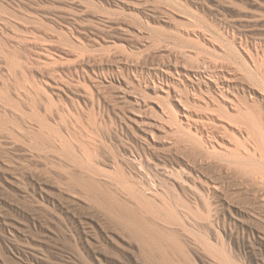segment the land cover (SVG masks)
Returning a JSON list of instances; mask_svg holds the SVG:
<instances>
[{
    "label": "rangeland",
    "instance_id": "1",
    "mask_svg": "<svg viewBox=\"0 0 264 264\" xmlns=\"http://www.w3.org/2000/svg\"><path fill=\"white\" fill-rule=\"evenodd\" d=\"M263 85L264 0H0V264H264Z\"/></svg>",
    "mask_w": 264,
    "mask_h": 264
},
{
    "label": "bare ground",
    "instance_id": "2",
    "mask_svg": "<svg viewBox=\"0 0 264 264\" xmlns=\"http://www.w3.org/2000/svg\"><path fill=\"white\" fill-rule=\"evenodd\" d=\"M243 60H244V59H243ZM243 60H242V61H243ZM251 60H252V59H251ZM256 62H257V61H256ZM242 63H243V62H242ZM252 63H253V62H252ZM244 64H245V63H244ZM256 65H257V64H256ZM249 66H250V65H249ZM253 66H254V65H253ZM212 75H213V74H212ZM216 75H217V74H216ZM210 76H211V75H210ZM207 78H208V77H207ZM212 79H213V78H212ZM212 79H211V80H212ZM217 81H218V80H217ZM263 86H264V85H263ZM180 93H181V91H180ZM180 93H179V94H180ZM180 99H181V98H180ZM179 102H181V100H180ZM182 103H183V102H182ZM229 106H230V105H229ZM239 106H240V105H239ZM233 108H234V107H233ZM237 109H238V108H237ZM174 111H175V110H174ZM179 123H180V121H179ZM213 123H214V122H213ZM246 124H247V123H246ZM216 125H217V124H216ZM179 126H180V124H179ZM248 126H249V125H248ZM251 129H252V128H251ZM198 130H199V129H198ZM199 131H200V130H199ZM213 131H214V130H213ZM237 131H238V130H237ZM240 131H241V130H240ZM230 133H232V132H230ZM208 134H209V133H208ZM214 134H215V133H214ZM232 134H234V133H232ZM232 134H231V135H232ZM234 135H235V134H234ZM247 135H248V134H247ZM207 136H209V135H207ZM235 138H236V136H235ZM237 138H238V137H237ZM239 138H240V137H239ZM247 139H248V138H247ZM237 140H239V139H237ZM215 141H216V139H215ZM239 141H240V140H239ZM241 141H242V140H241ZM199 142H200V140H199ZM210 142H211V141H210ZM236 142H238V141H236ZM228 143H229V142H228ZM241 143H243V142H241ZM256 143H257V141H256ZM204 144H205V143H204ZM237 144H239V143H237ZM247 144H248V143H246V145H247ZM202 145H203V144H202ZM210 145H211V143H210ZM212 145H213V144H212ZM241 145H242V144H241ZM241 145H240V146H241ZM244 145H245V143H244ZM257 145H258V143H257ZM213 146H214V145H213ZM214 147H215V146H214ZM229 148H230V147H229ZM242 148H243V146H242ZM213 149H214V148H213ZM213 149H211V150H213ZM244 149H245V148H244ZM236 150H238V149L236 148ZM245 150H246V149H245ZM247 150H248V149H247ZM208 151H209V149H208ZM217 151H218V150H217ZM221 151H222V150H221ZM223 152H224V151H223ZM221 153H222V152H221ZM226 153H227V152H226ZM248 153H249V152H248ZM248 153H247V155H248ZM223 154H224V153H223ZM234 154L236 155V153H234ZM239 154H241V153H239ZM211 155H212V154H211ZM226 157H227V155H226ZM228 157H229V155H228ZM230 157H231V155H230ZM253 157H255V155H253ZM216 158H217V154H216ZM219 158H220V154H219ZM219 158H218V159H219ZM239 158H241V155H240ZM245 158H246V157H245ZM245 158H244V160H246ZM137 159H138V158H137ZM225 159H227V158H225ZM233 159H234V158H233ZM236 159H238V158H236ZM241 159H242V158H241ZM255 159H256V158H255ZM139 160H140V159H139ZM139 160H138V161H139ZM238 160H239V159H238ZM250 160L253 161L254 159H253V158H251V159L249 158V159L246 160V161L249 162ZM256 160H257V159H256ZM221 161H222V160H221ZM240 161H241V160H240ZM252 161H251V162H252ZM254 162H255V161H254ZM233 163H234V162H233ZM239 163H240V162H239ZM252 163H253V162H252ZM259 164H261V165L264 166L263 163H260V162H259ZM234 165H235V164H234ZM236 165H237V164H236ZM247 165H248V164H247ZM249 165H250V164H249ZM243 166H244V165H243ZM240 167H242V166H240ZM240 167H239V168H240ZM245 167H246V166H245ZM182 168H183V167H182ZM258 168H259V167H258ZM263 168H264V167H263ZM185 169H186V168H185ZM240 169H241V168H240ZM243 169L245 170L246 168H243ZM259 169H260V168H259ZM247 170H248V168H247ZM177 171H178V170H177ZM242 171H243V170H242ZM248 171H249V170H248ZM255 171H256V170H254V172H255ZM259 171H260V170H259ZM173 172H174V171H173ZM183 172H186V171H182V173H183ZM244 172H245V171H244ZM246 172H247V171H246ZM252 172H253V171H252ZM256 172H257V171H256ZM257 173H258V172H257ZM179 174H180V173H179ZM250 174H251V173H250ZM252 174H253V173H252ZM175 176H176V175H175ZM178 176H179V175H178ZM263 176H264V175H263ZM255 178H256V177H255ZM257 179H258V178H257ZM147 190H148V189H147ZM147 190H146V191H147ZM144 191H145V190H144ZM143 193H144V192H143ZM143 193L141 192V194H143ZM144 195H145V194H143V196H144ZM222 249H223V248H222ZM220 251H221V250H220ZM224 252H225V251H224ZM220 253H222V252H220ZM221 255H222V254H221ZM222 256H223V255H222ZM224 257H225V256H224ZM225 258H226V257H225ZM229 258H230V257H229ZM227 259H228V258H227ZM225 260H226V259H225ZM229 260H230V259H229ZM227 261H228V260H227ZM232 261H233V260H232ZM228 262H229V261H228ZM235 264H236V263H235Z\"/></svg>",
    "mask_w": 264,
    "mask_h": 264
}]
</instances>
